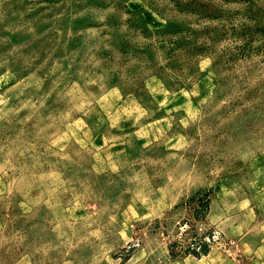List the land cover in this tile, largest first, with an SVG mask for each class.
I'll return each mask as SVG.
<instances>
[{
	"label": "rangeland",
	"instance_id": "1",
	"mask_svg": "<svg viewBox=\"0 0 264 264\" xmlns=\"http://www.w3.org/2000/svg\"><path fill=\"white\" fill-rule=\"evenodd\" d=\"M0 264H264V0H0Z\"/></svg>",
	"mask_w": 264,
	"mask_h": 264
}]
</instances>
